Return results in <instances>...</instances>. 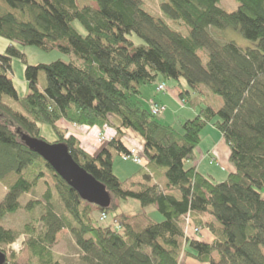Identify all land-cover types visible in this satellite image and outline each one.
Listing matches in <instances>:
<instances>
[{
    "label": "trees",
    "instance_id": "1",
    "mask_svg": "<svg viewBox=\"0 0 264 264\" xmlns=\"http://www.w3.org/2000/svg\"><path fill=\"white\" fill-rule=\"evenodd\" d=\"M0 1L8 6L0 9V37L9 41L0 53L4 264H60L51 248L62 229L72 234L85 264H264V0H235L232 12L220 8V0H161L163 15L186 23L187 36L143 9L142 0ZM214 28L238 30L253 44L241 47L219 38ZM132 34L142 42L135 44ZM19 46L57 47L74 59L30 65ZM199 51L206 53L205 63ZM13 58L25 64L29 93L24 97L8 76ZM40 70L43 91L37 85ZM160 78L186 82L181 102L208 89L222 104L218 109L200 106L180 128L163 124L145 106L141 91L157 81L165 84ZM62 120L98 129L112 126L115 134L91 155L78 134L60 125ZM40 123L51 126L55 142L65 143L72 158L105 186L111 198L107 208L82 200L21 140L24 133L40 138ZM209 123L229 150L231 168L220 182L197 164L200 132ZM125 131L137 134L141 146L127 144ZM131 147L143 164L121 181L113 172V158ZM41 168L55 178L65 212L57 213L46 188V210L39 217L21 231L4 227L1 220L15 213L20 198L43 179ZM130 199L143 212L116 213L118 228L102 226L93 214L96 207L107 217L118 208L114 200ZM38 203L30 201L27 207ZM153 205L160 221L146 212ZM21 233L26 234L24 262L6 251Z\"/></svg>",
    "mask_w": 264,
    "mask_h": 264
},
{
    "label": "rangeland",
    "instance_id": "2",
    "mask_svg": "<svg viewBox=\"0 0 264 264\" xmlns=\"http://www.w3.org/2000/svg\"><path fill=\"white\" fill-rule=\"evenodd\" d=\"M161 0H142V8L150 12L155 16H159L163 18V20L175 30L181 32L184 36H187L189 33V28L186 23L181 20H172L163 15L160 10L159 3ZM0 7L3 10H7L8 6L3 2L0 1ZM237 2L235 0H220L218 6L225 11L232 12L237 8ZM74 26L81 31L79 24L75 22ZM219 38L224 40H233L236 44L241 47H249L253 44L252 41L245 39L238 30L228 28L226 30H219L217 28L213 29ZM135 44H139L142 41L132 34L129 37ZM9 41L5 38L0 37V53H4L7 44ZM20 50L26 55V60L30 65H37V64H49L53 61L61 59L63 61H71L74 59L69 54L64 53L63 51L59 50L57 47L49 51H44L36 46H19ZM202 56V60L205 63L207 60V55L204 51H199ZM8 76L12 79L18 96L24 97L29 93L28 84L25 78V64L22 60L18 58H13L11 62V71L8 72ZM38 88L43 91L45 87V73L43 70L38 72ZM165 84V89L163 90L160 88V82L157 81L152 86L142 87V96L143 101H145V106L151 109L152 105H157L159 108H155L154 113L150 112L153 115L157 116V119L163 124H169L176 128H180L181 124L186 120L192 118L198 111L200 106L204 105H211L214 109H218L222 104L221 97L211 93L208 89H206V94H190L187 96L184 102H181V99L178 97L179 92L181 89L187 88V84L183 79L172 80V79H159ZM4 102L9 105L12 109L20 111L19 106L16 101L8 96L3 97ZM163 106L165 107L164 112L162 113ZM161 107V108H160ZM60 125L69 126L72 132L78 134L83 132L87 134L89 137V133H85L84 129H88L93 131L94 135L92 136L93 144L103 146L107 144L110 140V136L106 135L105 130L98 129L96 127H90L85 125H78L75 122H65L64 120L59 122ZM39 137L49 143H55L57 140V136L51 126L47 124H39ZM95 128V129H91ZM108 129H113L112 126L108 127ZM135 134V133H134ZM137 135V134H136ZM85 136V135H83ZM138 136V135H137ZM221 137L220 131L214 127L212 124H206L200 132V143L196 149V156H197V164L199 170L205 174L210 175L214 179V181L220 182L226 179L228 174V169L231 168L229 163V150L226 146L225 153H215L214 150L212 151L213 144ZM81 144V143H80ZM134 147H136L134 145ZM136 149L137 155L140 158L141 162H136L133 159L123 158L120 154L114 155L113 158V172L115 175L120 177L121 181H125V177L131 175L135 171L138 172L140 170L141 165L143 164L141 155ZM212 151V152H211ZM213 155H212V154ZM43 174V179L37 187H35L32 194H25L20 198V208L12 214L6 215L2 220L1 224L12 230H22L23 225L28 222L33 221V218L39 217L45 210L47 201L43 198L48 188L51 192V199L50 202L53 203L56 211L58 214H62L64 211L63 204L61 203L57 192L55 190V178L53 177L52 173L49 172L46 168H41L39 170ZM130 177V176H129ZM15 178L14 175H11L10 180ZM129 186V184H125ZM7 189L6 182L0 181V202L3 199L5 192ZM33 200H40V203L35 204L34 207H27L28 202ZM114 203L117 204L118 208L116 211L108 212V216L102 222L99 221V216L101 217V211L95 210L93 214L98 222L102 226H116V213L119 216H127L129 217L131 214L143 212L141 210L138 201L136 200H126V201H118L114 200ZM127 203V204H126ZM131 203V204H130ZM120 204V205H119ZM136 206H134V205ZM146 212L150 215V217L156 221H160L162 216L157 212L156 207L149 206L146 209ZM39 224H37V227ZM186 224V229H187ZM191 227V226H190ZM188 228L186 231H188ZM187 233V232H186ZM26 241V234L21 233L20 236L13 242L8 249V252H13L17 255V259L20 262H24L26 257V251L24 249V244ZM51 251L54 254V257L60 262V264H85L80 257V251L77 248L74 238L72 234L68 231V229H62L56 235V241L51 248Z\"/></svg>",
    "mask_w": 264,
    "mask_h": 264
},
{
    "label": "water",
    "instance_id": "3",
    "mask_svg": "<svg viewBox=\"0 0 264 264\" xmlns=\"http://www.w3.org/2000/svg\"><path fill=\"white\" fill-rule=\"evenodd\" d=\"M21 140L51 166L56 175L73 188L80 198L100 208H107L111 198L105 186L97 181L71 156L65 143H49L43 139L22 134ZM6 261V254L0 251V264Z\"/></svg>",
    "mask_w": 264,
    "mask_h": 264
},
{
    "label": "crops",
    "instance_id": "4",
    "mask_svg": "<svg viewBox=\"0 0 264 264\" xmlns=\"http://www.w3.org/2000/svg\"><path fill=\"white\" fill-rule=\"evenodd\" d=\"M0 9H1V7H0ZM1 10H3V9H1ZM91 129H95V128H91ZM105 129L103 128L102 131L105 130L106 135H108L110 137L114 136L115 131L113 129H108V127L105 128ZM83 131H85V133H89V137L87 136V134H84L83 132H80L79 133V140H80L81 146L89 154L95 155L102 146L93 144V140H92V138H93L92 136L94 135L93 134L94 133L93 131H91V130L88 131V129H84ZM83 135H85V136H83ZM123 139L126 141L127 144H130V145H133V146L135 145V146L140 147L141 144H142V140L139 138V136H137L136 134H134V132H131V131H125L124 132ZM213 150H214V154L215 153L216 154L217 153H223V154L225 153L226 144H225V142H224V140H223L222 137L218 138V140L213 144L212 151Z\"/></svg>",
    "mask_w": 264,
    "mask_h": 264
},
{
    "label": "built area",
    "instance_id": "5",
    "mask_svg": "<svg viewBox=\"0 0 264 264\" xmlns=\"http://www.w3.org/2000/svg\"><path fill=\"white\" fill-rule=\"evenodd\" d=\"M159 87L162 88L163 90L165 89V85L163 83H161ZM155 108H159V107H157V105L156 106L155 105H152L151 106V109H150V110H152L151 112L154 113ZM120 155L123 158H126V159L131 158V159H133L136 162H139V163L141 162L140 158L137 155L136 148H134V147L128 148V150H127L126 153H121ZM100 219L101 220L106 219V215L104 213H102Z\"/></svg>",
    "mask_w": 264,
    "mask_h": 264
}]
</instances>
